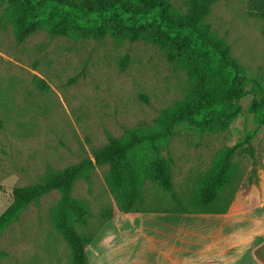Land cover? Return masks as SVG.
Listing matches in <instances>:
<instances>
[{
	"label": "rangeland",
	"instance_id": "374dc122",
	"mask_svg": "<svg viewBox=\"0 0 264 264\" xmlns=\"http://www.w3.org/2000/svg\"><path fill=\"white\" fill-rule=\"evenodd\" d=\"M170 1L186 10V0ZM10 7V0H0V214L11 203L14 186L39 182L48 167L64 168L92 156L112 136L157 127L191 85L185 70L148 41L52 36L43 29L18 42ZM205 20L241 63L249 93L224 129L177 123L159 152L170 162L175 195L146 180L141 196L151 209L189 205L215 159L240 143L233 156L235 175L213 203L229 214L155 211L125 217L121 211L105 225H122L120 264H162L196 255L213 228L249 221L235 220L238 209L254 210L247 215L264 212V124L255 122L249 108L255 82L264 88V20L249 9L248 0H220ZM145 152L154 158L150 148ZM107 169L97 166L73 185L72 194L89 209L87 230L98 227L105 207L118 206L104 178ZM60 196L58 189L49 191L5 227L0 264H72L70 246L55 226Z\"/></svg>",
	"mask_w": 264,
	"mask_h": 264
},
{
	"label": "trees",
	"instance_id": "16d2710c",
	"mask_svg": "<svg viewBox=\"0 0 264 264\" xmlns=\"http://www.w3.org/2000/svg\"><path fill=\"white\" fill-rule=\"evenodd\" d=\"M218 1L186 0V10L180 11L170 0H10L9 17L18 42L43 29L52 36L148 41L185 70L191 85L186 95L164 112L157 127L133 130L124 137L112 136L106 144L96 147L92 156L64 168L48 167L39 182L14 186L11 203L0 214V237L5 227L19 219L27 205L38 202L53 189L61 191L54 220L70 246L72 264H89L87 246L100 228L121 211L225 213L229 210L218 209L213 203L235 175L233 156L240 143L227 147L215 159L189 205L151 209L144 207L141 196L146 180L175 195L170 162L159 152L161 143L173 134L177 123L186 121L210 130L224 129L236 115L239 101L249 93L241 63L231 57L229 46L212 32L205 20ZM248 7L264 20V0H248ZM252 88L254 96L249 108L255 122L264 124V88L257 82ZM146 148L152 150L154 158L145 152ZM102 165H108L104 178L118 206L105 207L98 227L87 230L89 209L72 194L73 185L78 178ZM263 248H256L255 253L264 261ZM3 255L6 252L0 247V257Z\"/></svg>",
	"mask_w": 264,
	"mask_h": 264
},
{
	"label": "crops",
	"instance_id": "0c3cea01",
	"mask_svg": "<svg viewBox=\"0 0 264 264\" xmlns=\"http://www.w3.org/2000/svg\"><path fill=\"white\" fill-rule=\"evenodd\" d=\"M253 211L251 208L238 209L239 215L235 217V220L249 219L247 223L235 225L223 223L213 228L208 234L211 239L195 250L196 255L170 257L162 264H264V261L255 253L256 248L264 246V212L246 214ZM225 213L229 214V210ZM120 214L121 212L112 219H117ZM127 216L126 213L125 217ZM105 225L106 223L87 246L89 264L92 262L93 264H120L122 261V251L117 244L122 225L117 224L106 228ZM100 234L98 243L93 245L95 238ZM101 245H104L106 249L103 247L101 251Z\"/></svg>",
	"mask_w": 264,
	"mask_h": 264
}]
</instances>
